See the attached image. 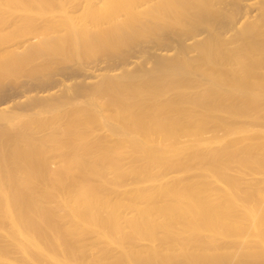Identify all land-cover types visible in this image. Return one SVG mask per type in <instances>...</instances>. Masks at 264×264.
Here are the masks:
<instances>
[{
    "label": "bare ground",
    "instance_id": "obj_1",
    "mask_svg": "<svg viewBox=\"0 0 264 264\" xmlns=\"http://www.w3.org/2000/svg\"><path fill=\"white\" fill-rule=\"evenodd\" d=\"M15 8L30 13L22 12L14 22L26 33L41 25L34 36L26 34L28 40L20 38L21 46H4L0 39V55L16 53L0 59V176L10 178L8 184L4 177L0 181V205L12 204L26 214L29 225L20 234L41 243L35 244L34 264H43L40 256L45 254L59 261L66 248L72 257L65 253L64 258L73 262L76 232L57 225L58 218L67 216L62 212L57 217L61 208L68 209L71 220L84 210L93 212L102 239L111 240L106 233L110 226L119 233L129 227L123 238L127 243L163 241L161 261L154 247L145 248L149 264H264L248 255L236 262L226 254L213 257L208 250L218 248L214 242L205 254L197 228L199 222L207 230L236 224L243 213L239 216L238 210L251 214L249 204H264V150L242 143L250 138L241 134L243 141L236 137L239 143L232 139L230 147L207 145L205 155L177 139L188 136L200 114L211 117L215 128H232L240 117L257 119L254 126L262 121L264 127V0H0V14L19 12ZM3 20L0 16V24ZM165 95L173 100L164 103ZM43 110L52 117H45L46 133L41 124L37 130L33 122L16 121L20 111L24 117ZM106 112L115 117L107 119ZM156 112L162 115L151 123ZM94 124L113 142L107 144L104 135L83 144L87 149L79 154L85 127L91 125V130ZM56 125L67 127L64 134L72 137L78 153L61 145ZM257 130L253 135L261 140ZM127 148L150 160L142 164L150 169L157 161L156 172L149 175L152 187L139 188L145 182L139 167L130 181L119 179L122 170L112 160ZM177 153L186 159H175ZM52 156L63 169L56 179L45 175V160ZM191 158L206 160L207 166L193 172ZM106 160L113 171L103 169ZM234 168L250 177L233 174ZM90 172L97 181L89 178ZM52 204H58L59 212ZM122 204L138 218L127 219ZM104 207L110 211L101 220ZM253 218L264 227V211ZM125 259L110 264H134Z\"/></svg>",
    "mask_w": 264,
    "mask_h": 264
},
{
    "label": "rangeland",
    "instance_id": "obj_2",
    "mask_svg": "<svg viewBox=\"0 0 264 264\" xmlns=\"http://www.w3.org/2000/svg\"><path fill=\"white\" fill-rule=\"evenodd\" d=\"M19 9L20 8H18L16 10H19ZM14 12L15 11H13L12 13H10V12L8 13V11H7V12H2L0 14V16H2V18L4 19L3 23L0 24V26H1L0 39H1V37L4 38V40H5V41L3 40V45L4 46H7V45H14V47L21 46L23 44L22 43L23 42L22 38L24 39V37H26L27 40H28L29 37L34 36L37 33V31H38L37 28L41 25L40 24L41 22L39 20V22H37L36 24H40V25L37 26L36 30L34 29V30H31L30 32H27L30 35L29 37H27V35H26L27 34L26 33L27 29L25 27H23V25H21V24L14 25V22H15V20L16 21L19 20V17H20L19 14H22V12H23V14H25V16H30V13L28 11L20 12V10H19V12L16 11L15 12L16 14ZM13 14L15 15L16 18L14 17ZM10 20H12L13 22L10 21ZM18 38H19V40H18ZM20 38H21L22 42L20 41ZM14 39H17V42L14 43L13 42ZM24 42H26V41L24 40ZM18 50H20V49H18ZM14 54H16V53H2L0 55V59H8L10 57H13ZM166 97H167V99H165ZM162 98L164 99V101H163L164 103L171 102V100H173V97L171 95H165V98H164V96H162ZM21 112L22 111H20L19 112L20 114L18 115L20 118L16 119V121L18 120L17 121L18 123H19V120H20V124L22 122L23 123H25V122H33V124L35 123V126L33 125L35 129H37V128L40 129V126H41L42 127L41 129L45 130V133H46V131L47 132L50 131V127H49L48 130L45 129V120H46L45 117L47 116V114L44 112V110H43V112H41V115H40V112H39L38 116L36 114H35L36 116H34L32 114H29L31 112H25V114H23L24 117H22V116H20L22 114ZM159 113L160 112H156V114L152 116V118L150 119L151 123H154V121L156 122L157 118L162 115L161 113L160 114ZM110 114H107V112H106L105 113V117H107V119L111 120L115 116L113 117L112 114H111V116L109 118L108 115H110ZM188 115H189L188 112L184 114V116L185 117L187 116V118H188ZM200 116H201V118L198 121V123H196L195 128L188 131V136H185V137L181 136V137L177 138L178 141L180 142V144H183V145L184 144H191L192 146L194 144V147H193L194 149L199 148V149H196L194 151H197V152L200 151V153L202 151L201 154L205 155V154H207L206 151L208 150L207 145L214 146L215 144L216 145L219 144V145H221L223 147L233 146L234 143H239L238 139H240V142L243 141L241 138H239V135L240 134L242 135L243 132H244V134L242 136L240 135V137H242V138L244 137V139H246V138L248 139V137H249L250 140L253 141L255 144L253 145L252 144L253 142L252 143L249 142L250 140L244 141L242 143L247 144V145L257 146L259 148V150H261V149L264 150L263 149L264 148V146H263L264 145V127L260 125V123L262 121L259 122V120H258L259 124L257 123L254 126V124L256 123L257 119H255L256 121H252L249 118L252 121V122H250V121H248L249 119H247L245 117H240V118H236V120H234L235 122H237V124H236V126H234L232 128H229V129L227 127H225V128L224 127L215 128L213 126V124H212L213 121H212L211 117H207V114H204V115L200 114ZM47 117L52 118V117H50L49 114H48ZM155 117H156V119H155ZM207 118H211V119H207ZM241 118H244V119L241 120ZM152 120H154V121H152ZM253 122H255V123L253 124ZM43 124H44V126H42ZM38 125H40V126H38ZM95 125L96 124L92 125V128H94V127L96 128V129L95 128L91 129L92 131L89 129V128H91V125H89L90 127H85V131L86 132L88 131L87 134H86V132H84V130H83L84 134H86V136L84 135L86 137V138L84 137L85 138L84 141L86 143H84V141H82V143H79L81 145L78 144L79 146H77V144H75V142L73 140L71 141L72 137L69 138L67 134H64L65 133L64 130L67 131L66 130L67 127H64V126H61V125H56L55 128H56V132L59 134V136H61L60 137L61 145L64 144L63 145L64 148H69V147L72 148V151H74V152L78 149L77 151L79 152L80 149H83V147L82 148L80 147L83 144H89V142L90 143L96 142L94 140L100 141L104 137L105 134L102 133L101 130L98 131L99 130L98 129L99 127H97L98 124L96 126ZM262 125H264V124H262ZM235 128H236V130H235ZM82 129H84V128H82ZM237 129L240 130V131H243V132L240 133V131L238 132ZM247 129L248 130L251 129V131L249 133H251L252 135L254 134V132H255L254 130L255 129L256 130L259 129L260 130L259 133L260 134L262 133L261 134V140L259 139L260 135L258 136L259 137L258 139L254 137L256 135H253L254 139L251 138L252 135L250 136V134L248 133ZM252 129H254V130H252ZM94 130H96L97 134H95L96 132H94ZM246 130H247V132H246ZM90 131H91V134H88V133H90ZM228 131H230V132H228ZM257 131H256V133H258ZM232 132H234V133H232ZM98 133H99V136H101V137L97 136ZM233 134H235L236 136L233 135ZM88 135H90V136H88ZM106 135H105V138L107 140V144H109V145L112 144V142H113L112 141L113 140L112 136H111V138H112L111 139L109 137V135L107 137H106ZM246 135H248V137ZM214 136H216V137H214ZM245 136H246V138H245ZM98 137H99V139H97ZM236 137H238V139ZM87 138H88V140L91 139L92 142H91V140H89V141L86 140ZM232 139H233L234 143H233ZM255 139H256V141L257 140H260V141L256 143ZM236 140H238V141H236ZM214 141H216V142H214ZM231 141H232V144H231ZM72 143H74L75 146L72 147V145H71ZM249 143H251V144H249ZM127 144H129V146H127L129 148L130 144H132V143H130V141H127ZM152 144L154 145L155 142H153ZM50 145H52V144H50ZM74 147H76L77 149L74 148ZM128 148L126 150L127 152L125 151L124 153H121L120 157H117L115 159V160H117L116 161L117 163L114 160H112L116 164V166H118V165L120 166V167L118 166L120 171L122 170L123 174H121V172H119L121 174L119 176L120 177L119 179L120 180H126L127 179L128 181H130L129 179L132 177V173H133L132 171L135 172V171H137V169L141 168V170H142V168H143V172H142L143 173V177L145 176L146 178L145 177L143 178V179H145V180H143L145 182H142L139 185V188L140 189H142V188L144 189V188H147V187L148 188L152 187L154 182H151V180H150L151 177L150 176L152 175V173L156 172L157 167H154L153 164L157 165V163H155L157 161L156 160H152L151 163H153V164L151 165V169H152L151 170L150 169V165L149 166L146 165V164L150 163V162L146 163L147 161H150V160H146L145 161L143 159H140L136 154H133L131 152V150L128 149ZM86 149H87V147H86ZM86 149H85V146H84V150H80L81 152H79V154L85 152ZM128 150H130V152H128ZM78 152H75V153H78ZM175 156H176L175 159L180 160V161H184L186 159V157H187V155L185 153H177V155H175ZM52 157L47 158V159L45 158L46 159L45 160V175L49 176V178L52 177L53 179H56V178L61 176V174L63 172L62 171L63 169H62V167H60L61 164H60V162H58V158L53 157V159H52ZM205 158L206 157H204L203 159H205ZM55 159H57L56 162H58L59 164L54 162ZM203 159L202 160L201 159L198 160L196 158H191L190 159V163L192 165H195V166H193L194 169L196 168L195 171H193V172H199L201 170V168H204L205 166H207L206 160L204 161ZM98 161H100V160H98ZM109 161L110 160H106V161L103 162V164L105 163V165H106L105 168H104V166H102L103 169L105 171H107V172H111V170H112L111 169V165H109V163H110ZM144 161H145L146 164L144 163V165H142ZM54 163H56L57 165H54ZM202 163H204L203 164L204 166L202 165ZM144 166H147V167L145 168ZM137 167H139V168H137ZM153 168H154V170H153ZM146 169H148V171ZM124 172H126L125 173L126 176L124 175ZM145 172H146L147 175H145ZM112 173H111V175L113 176ZM232 173L233 174H237V175L240 174L239 176L242 175L241 176L242 178H244V177L245 178H249L250 177V175L247 172L238 171V170H236V168H234L232 170ZM127 174L129 175V177H128ZM182 175L183 176H188V174H183V173H182ZM88 176L94 182L98 180L95 177L94 173L90 172L88 174ZM122 176L125 177V178H123ZM3 177L5 179H3ZM0 178H1L0 181H2V179L4 180L3 183L4 182H5V184L9 183V181H8V179H10L9 177H5V175H3V176L1 175ZM216 184L214 185V187L218 188L219 185L217 184L218 185L217 186ZM63 185L65 187H67L68 183L65 182ZM124 205H123V209L121 211H122V213H125L127 215V217H128L127 219L131 218L132 220L133 219L135 220L136 218H138L137 212H134L130 208H127L128 206L125 207ZM145 205H147V204H140L138 206L145 207ZM219 205H221V204H219ZM249 205L252 208V213L249 214V213L245 212V214H243L244 213L243 210L242 211L238 210L239 212H237V214L239 216H240V213H242V212L243 213L241 214L240 218L237 219L238 222L236 224H230L229 226L226 225L225 227L219 228V229L207 230L206 227L202 226L203 224L201 222H199V224L197 223L198 224L197 225L198 230H199V228H201L200 229L201 231L199 230L198 234L199 235L201 234L200 238L204 240L203 245L205 246V249H204L203 252H205V254H207V250H208L207 249V245L209 246L210 243L212 244V242H214V244L218 248L214 249L212 247H209V248H212V249L208 250L209 254L211 256H213V257L226 254L229 258L230 257L232 258L231 261L234 260L233 262H236V261L240 260V258H238V257H240L241 255L242 256L243 255L244 256L248 255V257H251L252 259H257V260H255L256 262H260V259L262 261L264 260L263 259L264 258V227H262L259 224H257L255 222L256 220H254V218H253V216H258V215L261 214L262 211H264L263 210L264 206H262L264 204H253V205L249 204ZM0 206H1L0 207V264H34L35 260H36V253H35L36 252V248L35 247H37L35 244H38L39 246H41L40 245L41 243L38 240L34 239L32 236H29L27 238V237L22 236L20 234L22 229L28 228V225H29V221H28V218H27L26 214L24 212L20 211V210L17 211V209H14L12 204L9 205V206H6L5 204H2ZM10 206H12V207H10ZM52 206H55V207H53V209L57 208L56 211H58V209H59L58 204L57 205L56 204H52ZM221 206H223V205H221ZM104 208H106V209H104ZM104 208H102L99 211V218L101 216V220H102V217L104 219H106V217H107V215H108V213L110 211L108 207H104ZM129 209H130V211H129ZM74 211H75V209H74ZM121 211H120V213H121ZM58 212H55V213H58ZM62 212L64 214H66L67 216L58 218L57 225L60 226V227L62 226L64 228L68 229V231L72 230V232H76V235H74L75 237L72 239V242H71L72 243L71 246H73L72 248L75 251V253L77 254L76 255L75 253H73V254H75L76 258L73 255L74 258L72 259L73 260V262H72L71 259L69 258V257H72L71 256L72 253H71L70 250L68 251V249L66 248V249H62L61 252H63V250L64 251L65 250L68 251V252L65 251V253L69 254L70 255V256L68 255L69 257H65L64 258V256H67V255H65V253H64V256H63V253L60 256V254H59L60 251H58L57 254H59V256L61 257V258L59 257L60 258V260H59L60 262H59L58 260L57 261L52 260L50 258L51 255L49 256V255L45 254V255H43L44 257L40 256V258L42 257L41 262L43 264H44V262H45V264H55V262H59L61 264H65V263L69 264V262H67V261H70V264H110V263H114V262H120V261L124 260L125 257H130V259L132 260L131 262H134V264H138V263L139 264H149V262L147 261V258H146L147 256L145 255L146 254L145 251H147L149 248L151 249L152 247H154L155 251H157L159 253L158 256L159 255H163V252H161V249L164 247L163 246L164 242L161 241V240H156L153 244L149 240H141L140 242H138L136 240H132L131 243H127V242H124L123 238H124L125 234L128 235L129 231L131 232V229H129V227H128V228H125L124 230H122L121 231L122 233L121 232L119 233V231H117L115 228L110 227V226H109V228L106 229V233H108V236H110L109 238L111 240L102 239L103 237H98L97 236V233H96L97 230L95 228L96 227V223L94 221V215H92L93 212L91 213L90 210L89 211H85L84 210V212L79 211V212L82 213V214H80L82 217L81 216H80L81 218L77 217V219H75V220L73 218L71 220L72 216L70 217V214H68V209H63V208H61V210L58 213L57 217H59L60 213L63 214ZM205 214H207V213H205ZM205 214L202 213L201 216H204ZM155 215H156V213H155ZM178 218L179 217L176 216L175 220L178 219ZM43 222L39 221V227H42V228L46 227L48 229V231H49V228H48L47 224L45 225L46 222L45 221H43ZM40 223H41V225H40ZM122 224L124 225V223H122ZM46 228H45V230H46ZM94 229H95V231H94ZM99 229H101V227H99ZM53 231H55V230H53ZM48 233H51V230ZM158 234H159V232H158ZM54 237H56V235ZM50 238H53V237H50ZM11 240H13V242ZM124 243H126V244H124ZM121 244L123 246H121ZM148 244H150V245H148ZM210 246H212V245H210ZM142 248H144V249H142ZM143 250H144V252H143ZM177 250H180V248H178ZM132 251L134 253L137 252L136 253L137 256L135 254L131 253ZM104 252H106V253H104ZM190 252L194 253V249L191 250V247H190ZM138 254H139V256H138ZM34 255H35V257H34ZM94 255H96V256H94ZM108 255H109V257H108ZM128 255H130V256H128ZM131 255L133 257H135V258H133ZM143 255H144V257H143ZM214 255H216V256H214ZM254 255H257V257L254 256ZM96 257H98V258H96ZM106 257H108V258H106ZM161 257H163V256H161ZM161 257L159 256L160 261H161ZM43 259H46V260L48 259L49 262L46 261V260H43ZM125 260H128L130 262L129 258L125 259ZM53 261H55V262H53ZM51 262H53V263H51ZM59 263H57V264H59Z\"/></svg>",
    "mask_w": 264,
    "mask_h": 264
}]
</instances>
